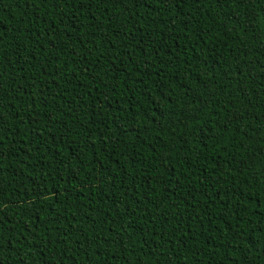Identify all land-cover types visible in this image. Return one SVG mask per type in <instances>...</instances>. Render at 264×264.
Listing matches in <instances>:
<instances>
[{
  "label": "trees",
  "instance_id": "trees-1",
  "mask_svg": "<svg viewBox=\"0 0 264 264\" xmlns=\"http://www.w3.org/2000/svg\"><path fill=\"white\" fill-rule=\"evenodd\" d=\"M0 138V264H264V0H0Z\"/></svg>",
  "mask_w": 264,
  "mask_h": 264
},
{
  "label": "snow or ice",
  "instance_id": "snow-or-ice-1",
  "mask_svg": "<svg viewBox=\"0 0 264 264\" xmlns=\"http://www.w3.org/2000/svg\"><path fill=\"white\" fill-rule=\"evenodd\" d=\"M81 2H83V0H81ZM169 2H173L174 3L175 0H169ZM2 149H3V140H2V138H0V161H2L3 155H4ZM9 151H12V149H10ZM34 194L43 195L44 193L39 192V190H35ZM0 223H2V221H0Z\"/></svg>",
  "mask_w": 264,
  "mask_h": 264
}]
</instances>
